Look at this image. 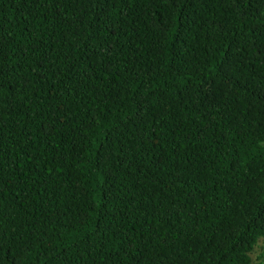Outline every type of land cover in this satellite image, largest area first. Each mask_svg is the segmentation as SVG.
Masks as SVG:
<instances>
[{
	"label": "trees",
	"instance_id": "trees-1",
	"mask_svg": "<svg viewBox=\"0 0 264 264\" xmlns=\"http://www.w3.org/2000/svg\"><path fill=\"white\" fill-rule=\"evenodd\" d=\"M264 264V0H0V264Z\"/></svg>",
	"mask_w": 264,
	"mask_h": 264
},
{
	"label": "rangeland",
	"instance_id": "rangeland-1",
	"mask_svg": "<svg viewBox=\"0 0 264 264\" xmlns=\"http://www.w3.org/2000/svg\"><path fill=\"white\" fill-rule=\"evenodd\" d=\"M261 252V246H257L254 252L251 254L252 264H257L259 262L258 256Z\"/></svg>",
	"mask_w": 264,
	"mask_h": 264
}]
</instances>
